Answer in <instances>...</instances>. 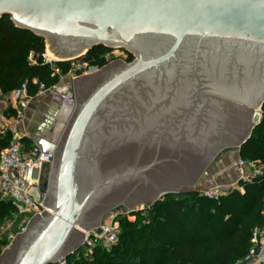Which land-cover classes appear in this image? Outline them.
I'll list each match as a JSON object with an SVG mask.
<instances>
[{
  "label": "water",
  "instance_id": "95a60500",
  "mask_svg": "<svg viewBox=\"0 0 264 264\" xmlns=\"http://www.w3.org/2000/svg\"><path fill=\"white\" fill-rule=\"evenodd\" d=\"M47 39L60 59L97 45L125 48L74 77L77 107L54 153V213H37L0 264H48L100 231L119 202L154 203L194 185L215 154L239 147L262 119L264 0H0V18ZM110 71L106 72L107 69Z\"/></svg>",
  "mask_w": 264,
  "mask_h": 264
},
{
  "label": "trees",
  "instance_id": "16d2710c",
  "mask_svg": "<svg viewBox=\"0 0 264 264\" xmlns=\"http://www.w3.org/2000/svg\"><path fill=\"white\" fill-rule=\"evenodd\" d=\"M108 48L94 46L83 58L103 66L108 60L102 53ZM45 50L43 36L18 26L8 14L0 18V82L10 89L35 76L47 84L58 82L59 76L52 75L44 61ZM31 52L35 62L29 58ZM133 58L127 51L126 60ZM58 63L66 71L67 62ZM262 110L261 121L240 146V156L264 165V104ZM10 139L9 130L0 134V150ZM23 140L31 141L28 136ZM240 185L243 192L232 187L218 198L197 188L167 193L150 205L146 219L137 210L131 212L135 220L119 218L120 238L112 249L97 246L89 256L71 254L70 259L74 264H235L250 249L253 226L263 221L264 173ZM12 210L0 199V218Z\"/></svg>",
  "mask_w": 264,
  "mask_h": 264
},
{
  "label": "built area",
  "instance_id": "2783aa9c",
  "mask_svg": "<svg viewBox=\"0 0 264 264\" xmlns=\"http://www.w3.org/2000/svg\"><path fill=\"white\" fill-rule=\"evenodd\" d=\"M125 50V48H108L103 53L108 62L99 66L97 63H92L83 58V55L77 57H70L63 60L53 58L47 55V51L43 53L45 62H48L52 68V75H58L61 79L64 75H70L72 78L94 73L100 68L112 62L113 59L118 58V52ZM85 54V53H84ZM31 61L35 62L31 52L29 55ZM59 61L67 62L66 71L58 63ZM59 82V81H58ZM58 82L47 84L39 77L27 78L19 86L13 88L9 93L10 108L12 109L11 116L14 120L19 121L23 119L25 110L33 103V98L37 95L52 93L53 100H61L60 104L64 107L67 99L73 98L71 90L67 92H58ZM73 101V100H72ZM14 128L12 125L3 126L0 129V134L6 133L8 130ZM9 142V144L0 150V199L10 203L13 207V212L16 216H26L33 212L35 215L47 210L44 199L45 193L41 190L42 177L45 170L53 167L54 153L43 151L32 140H23V137L28 135H17ZM240 169V176L238 183L232 187L243 189L240 185L241 180H248L258 174L264 173V165L258 160H247L240 158L238 162ZM244 165H251L253 167L250 173L244 172L242 168ZM50 171V170H49ZM231 187V188H232ZM203 193L212 198H218L221 195L227 194L229 189L221 184L208 187L202 190ZM263 221L253 226L251 231V246L247 253L235 261V264H264V208L262 210ZM28 225H23L19 231L22 233L26 230ZM99 226L101 230L95 228L86 229L82 245L74 250L71 254L89 256L93 253L95 247H104L107 250L113 248L120 238V229L118 220H113L110 223L101 221ZM63 255L57 259L52 260L48 264H74L70 259V255Z\"/></svg>",
  "mask_w": 264,
  "mask_h": 264
},
{
  "label": "crops",
  "instance_id": "0c3cea01",
  "mask_svg": "<svg viewBox=\"0 0 264 264\" xmlns=\"http://www.w3.org/2000/svg\"><path fill=\"white\" fill-rule=\"evenodd\" d=\"M74 85V78L66 75L59 80L57 89L61 92H67ZM5 104L3 100L0 101V122L4 120L3 122L9 124L10 120L14 119L9 114L10 110L7 111L6 108L8 106ZM29 107L31 109H26L23 119L19 121L20 123L23 122L22 127L25 130V134L27 135L30 131L32 134L41 132L51 139L58 140L62 135L59 133H63L65 125L63 121H60L59 115H61L62 111L68 113L72 110L68 102L66 101L63 107L58 101L53 100L52 93H46L35 96L33 103ZM26 112L30 114L29 124L25 123ZM240 158V148L228 151L224 155L219 156L213 164L212 170L209 173L206 171L200 176L197 188L203 190L221 184L230 190L232 185L238 183L241 174V167L238 164ZM52 168L50 169L51 171ZM242 168L246 173H250L253 169L251 165H244ZM240 190L243 192L244 188Z\"/></svg>",
  "mask_w": 264,
  "mask_h": 264
},
{
  "label": "rangeland",
  "instance_id": "374dc122",
  "mask_svg": "<svg viewBox=\"0 0 264 264\" xmlns=\"http://www.w3.org/2000/svg\"><path fill=\"white\" fill-rule=\"evenodd\" d=\"M46 42V51L47 50H52V52L55 54V52L53 51V49H51L50 45L47 43V39H45ZM87 52V51H86ZM85 52V53H86ZM132 52V51H130ZM120 53L116 58L113 59L114 60H118V59H122L123 61H125L126 63H130L128 62V60H126L127 57V51L122 49V51L118 52ZM134 54V52H132ZM84 55V53L82 54ZM134 57H136V55L134 54ZM111 63V62H110ZM109 64V63H108ZM103 68V67H102ZM101 69V68H100ZM99 69V70H100ZM98 71V70H97ZM96 71V72H97ZM66 76V75H64ZM70 76V75H68ZM71 77V76H70ZM12 89L9 88L8 84L6 82H0V101L3 100L8 107L6 108L7 111L10 107V100H9V93ZM73 93V103H74V108H72V110L68 113L62 111L61 115H59L60 121H63L65 123L64 125V129L66 127L67 122L70 121L76 107H77V97H76V90H75V86H73L70 89ZM58 91V89H57ZM69 91V90H68ZM61 92V91H58ZM26 109H31L30 107H27ZM26 111V110H25ZM27 112H29L27 110ZM26 112V119H25V123L29 124V120H30V114H28ZM261 113L263 115V110H261ZM6 116L8 117V114L6 113ZM4 120H2L3 122ZM21 121V120H19ZM19 121L16 120H10L9 127L12 125L14 128L10 129L9 128V132L11 135V140L18 138V134L19 135H25V130L23 129V122L20 123ZM0 122V129L3 128V126L6 125V122ZM32 133L31 131L28 132V136H30ZM62 134V133H59ZM239 147L236 146H226L223 147L222 149H220L215 156L213 157V159L211 160V162L209 163V165L207 166V168L205 169V171L203 173H205L206 171L209 173L212 170V166L213 164L217 161V159L219 158V156L224 155L226 152L231 151V150H236ZM48 168L47 170H45L44 175L42 177V182L46 181L49 179V177L51 176L52 173L51 170ZM198 187V181L196 184L194 185H189V184H180L178 186L179 189L182 190H186V189H190V188H197ZM198 189V188H197ZM201 190V189H199ZM202 191V190H201ZM203 192V191H202ZM220 197V196H219ZM152 204V203H151ZM149 203L146 202H137L135 203V210L139 211L140 215L146 219L149 215V209H150V205ZM48 208V207H47ZM131 210L129 208V206L124 203L123 201L119 202L118 204H116L115 206H113L112 208H109L105 211H103V213L101 214V218L102 221L104 222H108L110 223L113 220H118L119 222V218L120 217H126L132 220L136 219V215H132L131 214ZM35 216V214L33 212L27 214L26 216H16L15 213L13 211H11L10 213L6 214L5 216L0 218V255H2L4 253V251L10 246V244L13 242V240L15 239V237L17 236V234L19 233L21 227L23 225H28L29 222L31 221V219ZM92 229V228H91ZM119 229H121L120 227V222H119ZM104 248V247H102ZM1 259V257H0Z\"/></svg>",
  "mask_w": 264,
  "mask_h": 264
},
{
  "label": "flooded vegetation",
  "instance_id": "af4514ba",
  "mask_svg": "<svg viewBox=\"0 0 264 264\" xmlns=\"http://www.w3.org/2000/svg\"><path fill=\"white\" fill-rule=\"evenodd\" d=\"M105 46V45H104ZM107 47V46H106ZM126 50V49H125ZM128 51V50H126ZM132 53V52H131ZM136 57H134L132 60H129L128 62H132ZM111 68L107 69L106 72L110 71ZM52 173V171L50 172ZM53 174V173H52ZM53 176V175H52ZM52 176L49 177L48 180L44 181L41 183V190L45 193L46 195V201L49 202L52 200L53 198V187L51 185V182H52Z\"/></svg>",
  "mask_w": 264,
  "mask_h": 264
},
{
  "label": "bare ground",
  "instance_id": "6f19581e",
  "mask_svg": "<svg viewBox=\"0 0 264 264\" xmlns=\"http://www.w3.org/2000/svg\"><path fill=\"white\" fill-rule=\"evenodd\" d=\"M47 55L50 56V57H53V58H58V57L52 52V50H47ZM57 101L60 103L61 100L59 99V100H57ZM67 102H68V104H69L72 108H74V103H73V101H72L71 99H67ZM47 211H49L50 213H54V212H55V210H54L53 208L49 207V206H48V208H47ZM76 228L80 229V230L83 231V232H86V228L83 227V226H81V225H78V224H77Z\"/></svg>",
  "mask_w": 264,
  "mask_h": 264
}]
</instances>
